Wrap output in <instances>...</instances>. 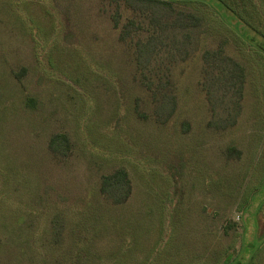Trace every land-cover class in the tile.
Here are the masks:
<instances>
[{
    "label": "rangeland",
    "instance_id": "obj_1",
    "mask_svg": "<svg viewBox=\"0 0 264 264\" xmlns=\"http://www.w3.org/2000/svg\"><path fill=\"white\" fill-rule=\"evenodd\" d=\"M166 1L202 29L159 125L109 3L0 0V264H264V0ZM219 44L246 74L223 131L200 87ZM53 133L72 141L65 162ZM119 167L132 192L113 206L99 182Z\"/></svg>",
    "mask_w": 264,
    "mask_h": 264
},
{
    "label": "trees",
    "instance_id": "obj_2",
    "mask_svg": "<svg viewBox=\"0 0 264 264\" xmlns=\"http://www.w3.org/2000/svg\"><path fill=\"white\" fill-rule=\"evenodd\" d=\"M102 1L113 8L110 20L118 28L119 41L133 49L134 81L148 94L152 119L159 125L166 124L177 106L171 71L176 63L186 61L193 54L202 29L201 16L179 10L175 3L166 0ZM197 1L209 4L208 0ZM215 1L231 12L223 0ZM121 5L131 12L123 23ZM200 57L203 63L200 87L211 114L206 127L223 131L234 126L240 114L245 70L226 54L222 44L204 49ZM47 149L56 161L65 162L73 144L67 134L53 133L47 140ZM131 192V181L123 167L100 178L99 193L113 206L126 203ZM259 237L264 240V231Z\"/></svg>",
    "mask_w": 264,
    "mask_h": 264
}]
</instances>
